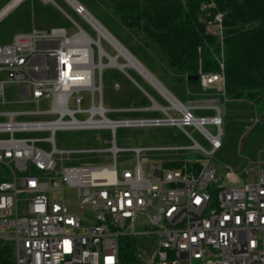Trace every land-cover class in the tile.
Masks as SVG:
<instances>
[{
  "label": "built area",
  "instance_id": "built-area-1",
  "mask_svg": "<svg viewBox=\"0 0 264 264\" xmlns=\"http://www.w3.org/2000/svg\"><path fill=\"white\" fill-rule=\"evenodd\" d=\"M21 1L5 7L0 19ZM65 1L94 29L98 39L71 19L78 27L71 36L64 28L49 32L33 29L28 34L15 35L10 44L0 45V105L12 102L6 97L8 83L18 84L24 101L37 105L33 110L0 111V168L8 171V179L0 182V239L14 244L16 264H125L121 257V239L125 237H136L148 245L154 243L149 264H264L261 159L256 166L245 169V180L229 166L204 160L169 165L181 160L171 158V153L193 149L212 156L221 148L219 106L213 101L185 105L165 87V91L156 87L166 106L152 99V105L143 109L107 107L102 72L109 66L122 71L130 67L120 61L126 58L119 47L133 55L81 2ZM203 7L216 10L212 18L204 21L206 32L218 36L222 44L224 12L218 10L215 0H206ZM102 39L114 50L113 54L104 47ZM112 59L116 64H111ZM199 81L203 88L217 85L225 94L224 64L220 63L218 73L200 71ZM115 87L119 88V84ZM82 91L91 94L87 108L82 106ZM44 100L49 101L47 109L40 108ZM195 109L212 110L215 114L197 117ZM142 110L162 112L165 116H107ZM21 116L37 118L19 119ZM42 116L50 118H39ZM207 124L216 128V134L206 129ZM189 125L202 132L211 144L210 151L193 138L194 144L189 147L123 149L115 141L118 127L184 129ZM59 129H108L113 137L103 149H59L55 141ZM31 132L49 135L16 136ZM121 151H130L135 165L119 174ZM144 151L165 153L166 157L145 170L141 164ZM74 153H109L111 163L78 162L72 157ZM65 187L76 190V201L63 195L55 197ZM138 224L145 229L137 231ZM149 246L147 252L152 251ZM136 255V264H145L140 250Z\"/></svg>",
  "mask_w": 264,
  "mask_h": 264
},
{
  "label": "rangeland",
  "instance_id": "rangeland-1",
  "mask_svg": "<svg viewBox=\"0 0 264 264\" xmlns=\"http://www.w3.org/2000/svg\"><path fill=\"white\" fill-rule=\"evenodd\" d=\"M81 2L89 13L111 34L113 35L128 51L140 62L142 67L150 72L166 88H169L174 95L185 105L194 97L188 94L187 78L185 73L170 64L167 53L160 48L154 40L149 38L138 28H131L122 20V17L115 10V4L112 0H78ZM3 4H0V7ZM61 7L67 15L60 9ZM203 9V8H202ZM38 16V12L43 13L47 18L44 29L51 30L52 27H61L67 31L68 36L77 32L78 27L73 23L76 22L92 38L98 39L94 29L72 8L65 0H53V2L43 3L42 0H26L20 7L9 17L0 20V45H6L13 42V35L17 31V16L23 14L25 21V30L23 33H30L33 29L29 26L30 16ZM26 14L28 17L25 16ZM73 21H72V20ZM102 44L111 53L114 50L102 39ZM122 63L126 60L120 59ZM107 63V60H104ZM101 82L103 86V99L107 107L110 108H145L152 104V99L163 106L167 102L142 74L132 67H126L122 71L116 67H105ZM119 84V88L115 84ZM190 85H195L190 82ZM198 84V83H197ZM201 86V85H200ZM6 97L11 100L10 104L0 105V110H33L37 108L35 103L24 101L21 97L20 86L16 83L6 85ZM82 106L87 108L91 103V94L89 91H82ZM219 102L216 103L222 116V147L212 156L193 150L185 149L179 153H171V158L181 160H204L222 166L233 168L242 180L247 175L245 169L256 166L259 159L264 163V114L251 102L247 100L234 101L223 96H219ZM201 102V101H200ZM198 102V103H200ZM71 107L75 105L71 103ZM41 109L49 108V101L40 103ZM194 115L213 116L215 111L212 110H193ZM171 113L174 114L173 111ZM83 118V115H77ZM109 118H147L163 117L162 112L151 110L108 113ZM37 117L21 116L19 119H35ZM50 118V117H39ZM206 129L211 134H216V128L207 124ZM248 127L249 130L246 128ZM48 132H31L16 134V136H31L44 138ZM112 132L108 129L92 130H70L59 129L55 132L56 146L59 149H103L109 146L107 141L112 139ZM207 151L211 150V144L202 134V132L193 125L185 126L181 129L177 126H158V127H118L115 131V141L119 148L129 149L134 147H189L194 144L193 139ZM243 143V144H242ZM48 147L47 144H44ZM241 147L242 150H241ZM165 153L156 151H144L141 154V164L146 170L150 165L159 164ZM72 157L78 162L89 164H110L111 156L109 153H74ZM135 161L130 151H121L118 157V173L124 168H132ZM63 197L72 202L77 200V192L73 188L65 187L62 192L56 193L55 197ZM74 208V207H72ZM74 210H77L74 208ZM145 228L137 225V231ZM152 245V251L147 252ZM138 241V250L143 253L145 264L150 263L151 254L154 250V243Z\"/></svg>",
  "mask_w": 264,
  "mask_h": 264
},
{
  "label": "trees",
  "instance_id": "trees-1",
  "mask_svg": "<svg viewBox=\"0 0 264 264\" xmlns=\"http://www.w3.org/2000/svg\"><path fill=\"white\" fill-rule=\"evenodd\" d=\"M131 28H138L162 48L170 64L186 75L220 72L224 64L225 95L252 102L264 114V0H215L224 12V40L206 32L214 16L206 0H112ZM203 8V9H202ZM194 83H199L193 81ZM183 160L170 162L179 166ZM8 171L0 168V182ZM138 239H121L125 264H136ZM12 242L0 239V264H16Z\"/></svg>",
  "mask_w": 264,
  "mask_h": 264
},
{
  "label": "crops",
  "instance_id": "crops-1",
  "mask_svg": "<svg viewBox=\"0 0 264 264\" xmlns=\"http://www.w3.org/2000/svg\"><path fill=\"white\" fill-rule=\"evenodd\" d=\"M15 0H0V4H3L1 7H0V12L5 8V7H7L8 5H10L11 3H13ZM26 0H23V1H21V2H19V3H17L16 5H14L9 11H7L6 13H5V15L1 18V19H3V18H7V17H9L11 14H13L19 7H20V5L22 4V3H24ZM42 2L43 3H48V2H45L44 0H42ZM60 9V8H59ZM61 10V9H60ZM62 11V10H61ZM63 12V11H62ZM22 16H24L23 14H21V15H19V16H17V19H18V23H16L17 24V31L15 32V34L13 35V37H15V35H18V34H24L23 33V31L25 30V21H23V19H24V17H22ZM26 17H28V15L26 14V16H25V19H26ZM31 20H30V26H29V28L31 27L32 29H36V30H39V31H44V32H49V31H46L43 27H44V24H45V22H46V20H47V18L45 17V15L43 14V13H39L38 12V16L35 14L34 15V13L32 12V16H30L29 17ZM0 19V20H1ZM53 28H61V27H52L51 29H53ZM14 39V38H13ZM150 73V72H149ZM152 75V74H151ZM186 75V74H185ZM153 76V75H152ZM154 77V76H153ZM186 77H187V75H186ZM155 78V77H154ZM156 79V78H155ZM157 80V79H156ZM161 85H163L159 80H157ZM188 81V80H187ZM191 81H188V83H187V86H188V88H187V90H188V94L190 95V96H193L194 97V99L193 100H191V101H189V104L188 105H194V104H196V103H198V102H202V101H213V102H215V103H218L219 102V96H223V97H225V98H228L224 93H223V91L220 89V87L219 86H217V85H213V86H211V87H209V88H203L202 86H200L201 84H200V81H199V83L197 84V83H195L196 84V86L195 85H190L191 83H190ZM193 82V81H192ZM163 87H165L164 85H163ZM156 88V87H155ZM166 88V87H165ZM170 93H172L173 95H174V93L169 89V88H166ZM157 90V89H156ZM177 99H178V97L176 96V95H174ZM229 99V98H228ZM179 100V99H178ZM231 100H233V99H231ZM234 101H242V100H234ZM245 101V100H244ZM251 104H253L252 102H251ZM152 105V104H151ZM150 105V106H151ZM254 105V104H253ZM149 106V107H150ZM255 106V105H254ZM145 108H148V107H145ZM143 109V108H142ZM5 109H3V110H0V111H4ZM0 119H2V117H0ZM247 130H249L248 129V127L246 128ZM243 144V143H242ZM222 147V146H221ZM242 148L243 147H241V150H242Z\"/></svg>",
  "mask_w": 264,
  "mask_h": 264
},
{
  "label": "bare ground",
  "instance_id": "bare-ground-1",
  "mask_svg": "<svg viewBox=\"0 0 264 264\" xmlns=\"http://www.w3.org/2000/svg\"><path fill=\"white\" fill-rule=\"evenodd\" d=\"M121 54H123L126 58V66H130L135 68L137 71H139L140 74H142L152 85L157 87L158 89L165 91L163 85H161L150 73L148 70H146L140 62L133 56L129 55L123 48L119 47ZM111 64H116L115 60L112 59Z\"/></svg>",
  "mask_w": 264,
  "mask_h": 264
},
{
  "label": "water",
  "instance_id": "water-1",
  "mask_svg": "<svg viewBox=\"0 0 264 264\" xmlns=\"http://www.w3.org/2000/svg\"><path fill=\"white\" fill-rule=\"evenodd\" d=\"M186 78H187L188 81H197L199 79V76L187 75Z\"/></svg>",
  "mask_w": 264,
  "mask_h": 264
}]
</instances>
